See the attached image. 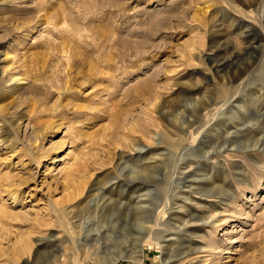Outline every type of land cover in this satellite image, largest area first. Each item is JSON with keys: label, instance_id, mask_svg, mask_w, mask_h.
Returning <instances> with one entry per match:
<instances>
[{"label": "rangeland", "instance_id": "rangeland-1", "mask_svg": "<svg viewBox=\"0 0 264 264\" xmlns=\"http://www.w3.org/2000/svg\"><path fill=\"white\" fill-rule=\"evenodd\" d=\"M244 2L241 22L226 0H0V92L12 74L23 85L0 115V264H95L80 260L54 213L69 206L86 224L96 214L120 239L140 193L161 207L175 166L185 175L173 218L195 217L199 236L182 242L168 228L172 264H187L177 258L191 245L206 249L204 264H264V31L246 29L264 26V0ZM221 62L218 75L239 76L227 84L239 88L217 115L211 66ZM186 122L189 139L205 126L196 157L179 155ZM155 126L167 129L159 143ZM136 138L141 152L128 146ZM161 252L145 246L142 263L110 264H162Z\"/></svg>", "mask_w": 264, "mask_h": 264}, {"label": "bare ground", "instance_id": "bare-ground-1", "mask_svg": "<svg viewBox=\"0 0 264 264\" xmlns=\"http://www.w3.org/2000/svg\"><path fill=\"white\" fill-rule=\"evenodd\" d=\"M234 1H238L241 5L236 4L237 2L235 3ZM226 2L231 7L232 10L241 14V15L238 14L239 16L236 15V17H235V13L231 12L234 15V17H232L231 19L234 20V18H236V20H238V21H241V22L244 21L245 19L243 17L246 16V15H244L245 14L244 9L247 8L249 4L244 2V0H226ZM263 12H264V2L262 4L261 13H263ZM242 15H244V16H242ZM263 15L264 14H261L262 17H263ZM262 21L264 22V20H262ZM246 24H247L246 29H248V28L254 29L256 27H260L264 31V26L262 23H259L260 26L259 25L256 26L255 24L250 23V22H248ZM134 34H132V35L134 36ZM262 36H263L262 39H264V34ZM129 41H133V40H129ZM136 42H135V44H136ZM194 42L185 44V45H187V47L191 46L190 49L185 48L186 49L185 52L190 54V56L192 53H195L194 51H196L198 48L194 45ZM131 44L132 43H130V45ZM140 45H142V44H140ZM262 46L263 47L260 50H261V53L263 54L262 56H264V42H263ZM197 52H198V50H197ZM200 53L199 54H200V57H202V60L207 59V57L209 56L207 53L205 54V52L204 53L200 52ZM195 54H197V53H195ZM236 54H239V53L237 52ZM263 60H264V58H263ZM258 61H260V59ZM203 63H204V61H203ZM221 65H222V62L219 64H217V63L212 64V66H211V68L214 69V74L221 81L220 95H222L223 99H221L222 100L221 103L218 102L220 105L215 110V113H217V115H220L224 110H226L227 106H229L228 104L230 103V101H232L231 98L235 97V94H236L235 90L237 88H239V85H235L233 87L227 85V84L234 83V81H236L239 76L236 75V77L234 79L228 80V77L218 75V72L220 71V70H218V68ZM2 73L4 74V72H2ZM241 73L242 72H239V75ZM13 75L14 74L10 75L9 76L10 78H8V79L10 81L14 82L15 85L10 90L6 89V90L0 92V115L2 113H4V110L7 108L4 104L3 99L6 96L14 95V93L19 90L18 87L23 86L22 83H20V81H21L20 78L14 77ZM232 85H234V84H232ZM143 87H145V86H143ZM140 88H142V87H140ZM230 89L234 90V92H232L231 94L228 95V92H229L228 90H230ZM261 94H262V92L260 93V95ZM260 95H259V97H260ZM257 101H259L258 98H257ZM1 102H3V103H1ZM260 102H261V100H260ZM262 103H264L263 100H262ZM258 104H259V102H258ZM9 114H10V112H9ZM189 126H190V124L187 122L185 125H182V128L179 130V132L183 136H178L177 139L175 138L176 142L180 145L179 155H180V157H184V158L190 157V156L196 157L195 155H193V152L195 151L196 147L199 144L201 134H202V132H204V127H205V126L201 127V129L198 128L199 131H196L193 138L189 139V138H185L186 135L189 136L188 133L186 132V130ZM152 129H153V127H152ZM163 130H164V128H161V126H157V127L155 126L154 130L151 131L152 133H151L150 138L152 140H154V142L156 141V143H159L160 142L159 138L161 139V136L164 135V131H167V129L164 131ZM168 132H170V131H168ZM140 143H141V140L139 141L136 138V142H134V143L130 142V144L128 146L131 147V149L134 151H140L141 152V150H143L144 146H143V144H140ZM58 146H60V145H57V144L52 145V147H54V148L58 147ZM176 149H178V147ZM168 152H169V150H168ZM154 158H157V157H154ZM63 160H65V159L63 158ZM185 161L188 162V159L187 160L185 159ZM191 162L192 161H189V163H191ZM213 164H216V162H213ZM173 166H175V165H173ZM173 166H172V168H173ZM180 168L178 166H175L173 171L171 170L172 171V172H170L171 174L169 173L170 177L168 179V182L166 181L167 182V184H166L167 188L165 190L164 200L162 201L161 207L158 210L156 209L154 203H151L152 201L149 202V199L147 197L148 196L147 193L146 194L140 193L137 196V200L132 201V204L130 205V208H129L130 217L132 218L131 228H130V231L127 232L126 235H120V239H118L116 236H114L112 234L113 232L111 230V227H109L108 221L98 220V217L96 216V214L91 216L92 220H89V218L87 219V221H88L87 224L83 220H82L83 222H81V221L78 222L79 221L78 219L74 220L72 210H70V209L68 210L69 206L64 207L65 206L64 205L61 209L57 210V212L55 211L56 213H54V220H56L59 223V225L62 226L63 228L65 227L66 222H68V224L71 225V226H69V225L68 226L70 227V231L72 233H71L69 238H66V240H68V245L71 244V245L75 246V248H76V249L74 248L75 252H76V254H78L80 256L79 258H81L80 260H82V261L85 259H91L92 258V259H94L95 264H110V263H115L119 260H130V261H134L136 263H142L144 260L145 246H148V247H156L158 249H161V251H162L161 252L162 253L161 254L162 264H172L173 261H171L168 258L169 255L166 256V254H165V250H167L166 246L168 243V241L165 240V237H166L165 233L168 231V228H172L173 233L178 235L179 241H182V242H186V241L192 242L193 237L199 236V234H196V233H198L197 229H196L198 227L196 226L197 221L195 220V217L188 216L186 218L182 217L181 219L173 218V216L176 215L175 211H174L176 206L174 208V206H172V204H171L172 202L171 203H169V202H170V199H172V197H174L173 193L174 194L180 193V187H176V185L178 183L180 184L182 176L185 175V172L178 170ZM134 173L136 174L137 172L134 171ZM139 175H141V174H139ZM82 188H83V186L81 184L74 185L72 187L71 192L69 194H67V200L71 201L75 197H77L81 193ZM141 189H142V187H141ZM202 195L208 196L206 193L200 192V197ZM180 197H182V196H180ZM200 197L198 200H195V201H198V202L200 201L199 203L205 205V203H207V201L202 200ZM185 199H187V198L183 197V199L181 198L179 200H185ZM92 201H93V199H92ZM218 202H221V201L219 200ZM182 210H184V209H182ZM212 216H213V214H212ZM212 216H210V218L215 223V221L213 220L215 218H213L214 216L213 217ZM174 221L178 222V224L173 223ZM203 224L205 225L208 223L206 222ZM208 225H211V224H208ZM66 228L67 227H65V229ZM199 231H201V230H199ZM69 234H70V232H69ZM89 238H90V240H89ZM20 245L21 246H19L18 247L19 249L17 250L18 253H20L21 250L26 248L24 241ZM191 246H193V245H191ZM191 246L187 247L186 251L180 253L177 259H179V260L183 259V260H185V262L188 261L187 264H197V263L198 264L199 263L204 264L203 262L205 260H203L204 257H201L203 255L200 252L203 253V252H205L206 249L203 251V249H199V247H191ZM213 249H215V248L212 247V250L210 249V251H213ZM67 252H69V251H67ZM199 253L201 255H199ZM252 256L254 257V254ZM250 259L252 260V258H250ZM252 261L254 262V258ZM263 261H264V259H263ZM47 264H50V263H47ZM247 264H250V263H247ZM256 264H257V262H256Z\"/></svg>", "mask_w": 264, "mask_h": 264}]
</instances>
